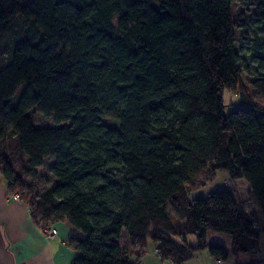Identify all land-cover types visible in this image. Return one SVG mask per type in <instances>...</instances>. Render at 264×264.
<instances>
[{"label": "trees", "instance_id": "obj_1", "mask_svg": "<svg viewBox=\"0 0 264 264\" xmlns=\"http://www.w3.org/2000/svg\"><path fill=\"white\" fill-rule=\"evenodd\" d=\"M241 14L232 0H0V177L44 230L80 231L72 264H141L150 242L174 264L260 251L264 3L252 61ZM226 89L249 108L226 116ZM219 171L245 178L248 198L189 199Z\"/></svg>", "mask_w": 264, "mask_h": 264}, {"label": "crops", "instance_id": "obj_2", "mask_svg": "<svg viewBox=\"0 0 264 264\" xmlns=\"http://www.w3.org/2000/svg\"><path fill=\"white\" fill-rule=\"evenodd\" d=\"M210 191L215 190L210 189L208 192ZM53 227L57 229V234L50 238L47 236V229L44 230L33 221L28 205L22 200L11 198L0 177V264H72L79 253L68 245V241L80 235V231L69 221H58ZM187 240L194 243L189 237ZM229 244L231 246V237ZM197 256L196 253L186 264H225V261L218 263L211 255L215 260L208 259L206 262ZM143 261L144 258H141L140 263L143 264ZM255 261L257 264H264V260ZM160 262L174 264L170 261ZM238 263L245 264L239 260ZM228 264H234L233 259L230 258Z\"/></svg>", "mask_w": 264, "mask_h": 264}, {"label": "rangeland", "instance_id": "obj_3", "mask_svg": "<svg viewBox=\"0 0 264 264\" xmlns=\"http://www.w3.org/2000/svg\"><path fill=\"white\" fill-rule=\"evenodd\" d=\"M30 0H21V5H25L29 2ZM259 3H264V0H232V6L235 11V13H241L243 12L244 14H241L242 21H239V23L245 22L244 26H241L242 28H239L237 30L238 33V46L242 47V56L251 60V52H254V47L256 44V33L252 26H248V23L251 21V15L253 11L255 10V7ZM260 101L264 105V97L260 98ZM250 104L242 102L239 99V96L237 95L236 91L233 90H228L226 89L224 92V114L227 116L231 111L235 109H247L249 108ZM39 122L45 124V125H53V120H41V118H38ZM40 178H39V186L40 188H44L47 186L49 182H51L52 178L49 170L47 169V166L42 167L40 170ZM221 190V189H228L230 190L236 199L238 200H246L248 198V190H249V184L245 178H237L236 180L230 179L229 175L225 171H219L216 175V178L214 181L209 182L207 185V188L205 187H200L198 189H194L190 191L189 193V199L195 198L196 196L198 197L199 194H208L209 190ZM12 196V195H11ZM253 204L250 205V207ZM250 209L246 208V213H249ZM261 216V215H260ZM263 217V216H261ZM264 220V217L262 218ZM260 226L264 227V221L260 222ZM231 236L227 233H219V232H209L207 235V242L208 243H218L225 245L229 249H231V246L229 244V238ZM189 239L191 241L196 242V239L194 236H189ZM191 243V244H194ZM263 244V245H262ZM264 237H262V242L260 245V254H248V253H242L239 258V262H251L255 260L262 261L264 260ZM231 251V250H230ZM140 255V254H139ZM139 255H133L131 256V260L135 262H140L141 258H144L143 264H160L162 261L157 254V250L155 249L154 243L150 242L147 248V252L143 253L141 256ZM197 257H200V259L204 260L205 262L208 259H213L211 258L208 250H201L197 253ZM146 259V260H145ZM233 259L234 264H240L238 261L235 260L234 257H231ZM165 262V261H162ZM171 262V261H170ZM218 263H223V262H218ZM229 263V259L225 261V264Z\"/></svg>", "mask_w": 264, "mask_h": 264}, {"label": "built area", "instance_id": "obj_4", "mask_svg": "<svg viewBox=\"0 0 264 264\" xmlns=\"http://www.w3.org/2000/svg\"><path fill=\"white\" fill-rule=\"evenodd\" d=\"M11 198L14 199V200H20L21 196H20L19 193H15V194H13L11 196ZM46 232H47V236L52 238V237H54L57 234V229L52 226V227L47 228ZM218 262H222V261L218 260Z\"/></svg>", "mask_w": 264, "mask_h": 264}]
</instances>
